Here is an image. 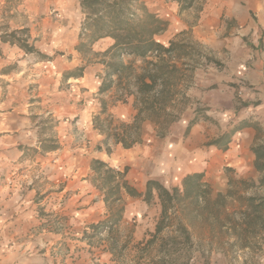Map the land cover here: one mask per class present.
I'll return each instance as SVG.
<instances>
[{"label":"rangeland","instance_id":"obj_1","mask_svg":"<svg viewBox=\"0 0 264 264\" xmlns=\"http://www.w3.org/2000/svg\"><path fill=\"white\" fill-rule=\"evenodd\" d=\"M78 1L10 0L7 2L0 0V36L5 30L10 33L27 29L30 34L29 43H32L41 54L47 55L49 60L38 62V56L35 54H24L17 47L2 42L0 38V187H3L4 195L7 197L5 201L14 191L18 195H23L26 190L33 191L31 203L35 210L36 225L32 234L35 237L42 230L47 231L48 229L57 235L61 234L60 231L68 220L67 216L59 215L58 210L50 212L51 209L46 208L47 203L44 199L50 194L57 198L56 195L62 188L61 180L67 177L59 170V161L54 163V160L61 157V152L57 153V151L63 148L61 142L64 144L65 141L62 136L58 138V133L61 132L58 129V123L67 125L72 123L75 127L74 130H70L71 135L76 141L80 137L76 128L78 126L75 123L76 117H73L76 112L69 107L71 102L75 101L73 98L85 90L86 83L84 81L80 85L73 80H65L64 74L69 71H58L57 68L59 62L62 61L64 62H62V66L66 69L76 65L75 69L79 68V62H77L79 59L74 57L77 54L74 47L78 43L77 38L82 19ZM143 1L152 11L154 0ZM202 3L204 1H195L191 9L179 12V5L176 2L177 15L185 13L182 20L188 27L197 22ZM181 33L203 45L207 56L214 61L198 66L194 70L188 91L198 79L196 77L198 71L202 70L206 73L208 66H219L220 64L214 58L216 54L212 48L208 44L194 39L190 28L176 33L174 37H178ZM101 50L98 48V43L94 45V51L100 52ZM79 58L81 59L80 56ZM124 60L127 62L128 58H124ZM89 68L92 69L90 76L100 84L103 75L102 67L95 65ZM87 78L90 79V77ZM237 89L238 86L234 91L237 111L248 109L264 101V98L257 99V97L255 102L242 101L236 95ZM96 100L95 114L99 112L100 100H104L107 114L113 117L115 124L132 120L135 112L131 99L127 103L131 104L133 113L128 118L123 120L111 113L112 106L118 103L126 104L117 101L115 89L97 97ZM83 104L82 99L76 103L75 109ZM193 105L195 107V102H191L189 99L179 119L172 124L163 138L157 137L153 126L145 123L141 145L125 150L121 145H115L109 141L108 144L112 147H110L112 158H114L112 166H110L120 172L126 170L125 180L137 191L142 188L143 193L145 191L143 178L151 174L150 171L155 167L156 160L165 162L172 159L174 135L176 134L174 130H171L172 127L182 120L188 122L192 120L196 110L197 116L208 121L202 115V110H193ZM233 121V118L228 121L227 131L237 126ZM210 123L213 124L214 121L211 119ZM252 128L261 133L258 130L259 127L253 126ZM217 130L220 128L214 126L213 135H216ZM183 139H185L184 136ZM73 143L69 144L73 145ZM207 143L204 146L207 147ZM42 144L54 145L57 150L44 151ZM98 147L100 146H97V149ZM249 151L242 154L243 165L241 164V166L226 167L224 164H217L215 160L212 161L209 172L216 176L217 181L223 185L217 193H225L226 190L231 189L236 194L245 197L256 196L264 199V183H260V180L264 181V172L255 170L254 161L252 167ZM210 158L213 159V156ZM90 162L88 168L82 162L78 164L79 175H85L84 178L87 179L97 196L92 202H101L102 211L91 224L92 229L84 230L78 240L82 241V253L87 259H90L91 264H264V234L262 242L257 239L253 241L261 243V250H241L231 247L235 241L231 232L220 230V223L228 222L226 216L241 208L238 202L230 199L225 200V207L218 214L217 219L208 218L205 220L202 213L194 215L191 212V206L183 213L178 214L180 225L189 233V243L184 242L182 236L174 231V227L170 226L165 228L153 243L147 244L154 232L159 206L156 205V202L146 205L141 199L131 198L124 193H122L121 202L115 206H124L127 213L124 211L123 217L117 225L110 229H101L103 224L107 225L105 222L109 211L101 201L100 193L94 189L90 182L92 177ZM86 169H88L87 172ZM162 173L164 172L162 171ZM241 181L245 184H242ZM211 190L212 197H215L217 193L214 192V189L211 188ZM261 215L264 216V211ZM232 218L237 220L238 217L232 215ZM172 224L176 226L177 219H174ZM96 227L100 228L99 233L96 232ZM170 238L176 239L177 242L173 243ZM60 244L61 242L58 240L52 246V251L49 254L51 259L47 264H57L56 262L60 260V256L64 252L63 246ZM65 249L67 248L65 247ZM32 252L40 254L42 248L34 245Z\"/></svg>","mask_w":264,"mask_h":264},{"label":"crops","instance_id":"obj_2","mask_svg":"<svg viewBox=\"0 0 264 264\" xmlns=\"http://www.w3.org/2000/svg\"><path fill=\"white\" fill-rule=\"evenodd\" d=\"M152 4V11L169 23L167 31L158 37L160 41L167 42L176 33L190 28L194 39L212 48L216 54L214 58L220 65L208 66L206 73L198 71V79L186 94L191 102H195L193 110H202V115L208 121L199 117L185 139L183 136L188 121L176 123L171 129L176 132L172 159L165 162L157 159L151 174L143 178V184L148 180H156L171 189L179 187L187 174L203 172L204 182L217 193L223 185L209 172L212 161L215 160L217 164H224L226 167L241 166L244 152L258 143L264 145V101L237 111L234 99V91L239 84L252 87L253 98H264V0H204L198 20L191 27L182 20L185 13L177 15L178 6L175 1L154 0ZM109 43L108 40L100 41L98 48L104 50ZM74 57H78L77 62L81 67L82 59L77 54ZM62 62L57 65L58 71H72L77 67L76 65L66 69ZM90 72L92 69L87 68L82 78L70 79L80 85L84 81L86 83L85 90L73 98L75 101L71 102L69 107L76 112L73 117H76L75 123L78 124L76 128L80 137L76 141L71 135L70 130L75 127L72 123H58V129L61 130L58 138L62 136L65 141L64 144L61 142L63 148L57 151L61 152V157L54 160V163L59 161V170L67 177L61 180L62 188L56 195L57 198L50 194L44 199L46 208L51 209L50 212L58 210L59 215L67 216L68 220L63 225L61 234L57 235L48 229L42 230L35 237L32 234L36 225L35 210L31 203L33 191L26 190L23 195L14 191L5 201L7 197L3 187H0V264H47L51 259L49 254L52 246L58 240L64 252L57 264H91L90 259L82 253L83 243L78 237L84 230L92 229L91 224L102 211V203L92 202L97 196L84 178L85 175H79L78 164L82 162L88 168L89 162L97 159L112 166L114 158L112 154L107 155L104 152L101 144L103 137L92 127V116L95 115L97 107L96 98L100 96L97 95L99 83L94 81ZM82 99L84 104L75 109L76 103ZM110 111L115 117L123 120L133 113L130 103H118L112 106ZM209 118L214 121L213 124ZM230 118L234 119V124H243L244 127L234 134L228 150L221 151L215 146H204L211 139H217L227 132ZM213 125L220 128L216 135H213ZM253 126L259 127L261 133L254 130ZM97 146L101 149H97ZM210 156H213V159ZM249 157L253 167L255 158L251 151ZM139 186L142 187L141 184ZM138 191L142 192V188ZM34 245L42 248V253L33 254Z\"/></svg>","mask_w":264,"mask_h":264},{"label":"trees","instance_id":"obj_3","mask_svg":"<svg viewBox=\"0 0 264 264\" xmlns=\"http://www.w3.org/2000/svg\"><path fill=\"white\" fill-rule=\"evenodd\" d=\"M10 2V0H6ZM179 5V12L191 9L195 1L174 0ZM82 19L78 32V43L74 50L81 57L83 65L64 74V79H80L87 68L95 65L102 67L103 75L98 85L97 95L102 96L115 89L117 101L127 103L131 99L134 115L130 122L115 124L113 117L107 114L104 100H100V109L92 117L93 129L103 137L102 145L107 155L111 154L108 142L121 145L125 150L143 143V125L153 126L156 136L163 138L175 123L189 101L186 91L190 87L194 70L201 65L214 62L205 53L204 46L185 37H178L162 43L158 37L168 29V22L158 13L152 12L143 0H79ZM2 42L17 47L24 54H35L38 62L49 61L31 43L27 29L5 30L0 36ZM110 43L104 49L94 51V45L100 41ZM124 58H128L125 62ZM104 116V118H102ZM195 116L185 128L184 137L196 123ZM246 125V124H245ZM250 126V124H247ZM244 127L234 126L217 139L206 145L226 151L232 143V137ZM44 151L57 150L56 146L42 144ZM100 150L101 148L98 147ZM254 155V168L264 172V145L251 148ZM90 179L94 189L100 193L101 201L109 211L107 225L101 229H110L117 225L125 211L124 206H115L122 200V193L131 198H139L146 205L156 202L159 215L154 232L147 244L154 242L165 228L174 227L184 242H190L187 230L180 225L178 214L190 206L194 215L203 214V218L217 219L225 207V200L230 199L241 205L240 210L227 215L228 222L220 223V230L231 232L235 241L231 247L238 249L261 250L264 234V199L256 196H242L233 190L217 193L212 197L210 185L204 182L203 172H193L184 176L180 187L167 189L156 180H148L145 191L138 192L125 180L126 170L120 172L108 163L93 159L90 162ZM245 184V182H242ZM260 183H264L260 180ZM115 206V207H114ZM233 216L238 217L232 218ZM177 219V225L172 223ZM98 227L96 232L99 233ZM173 243L176 239L170 238Z\"/></svg>","mask_w":264,"mask_h":264},{"label":"built area","instance_id":"obj_4","mask_svg":"<svg viewBox=\"0 0 264 264\" xmlns=\"http://www.w3.org/2000/svg\"><path fill=\"white\" fill-rule=\"evenodd\" d=\"M254 92V89L250 86H247L245 84H239L238 89L236 90V95L238 99L242 101H252L255 102V98L252 97V93Z\"/></svg>","mask_w":264,"mask_h":264}]
</instances>
